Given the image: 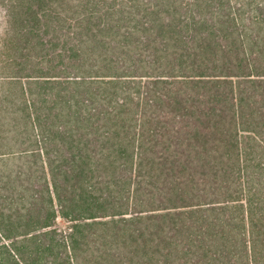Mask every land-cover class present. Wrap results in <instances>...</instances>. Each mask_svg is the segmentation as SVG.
I'll return each mask as SVG.
<instances>
[{"label": "trees", "instance_id": "trees-1", "mask_svg": "<svg viewBox=\"0 0 264 264\" xmlns=\"http://www.w3.org/2000/svg\"><path fill=\"white\" fill-rule=\"evenodd\" d=\"M1 2L0 264H264V0Z\"/></svg>", "mask_w": 264, "mask_h": 264}, {"label": "rangeland", "instance_id": "rangeland-1", "mask_svg": "<svg viewBox=\"0 0 264 264\" xmlns=\"http://www.w3.org/2000/svg\"><path fill=\"white\" fill-rule=\"evenodd\" d=\"M6 7L0 0V65L3 64V62L9 57L8 53L10 52L8 49L11 48L9 42V34H6V27H7V13L5 12ZM4 44L7 45V47L4 46ZM7 89V86H1L0 84V92L2 91V88ZM13 147H16V143H12ZM30 160H34V158H30ZM60 224H63L60 222Z\"/></svg>", "mask_w": 264, "mask_h": 264}]
</instances>
